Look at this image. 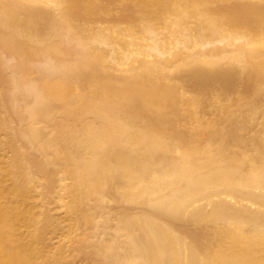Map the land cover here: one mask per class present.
Returning <instances> with one entry per match:
<instances>
[{"label": "bare ground", "instance_id": "obj_1", "mask_svg": "<svg viewBox=\"0 0 264 264\" xmlns=\"http://www.w3.org/2000/svg\"><path fill=\"white\" fill-rule=\"evenodd\" d=\"M38 1L62 4L67 15L64 23L73 26L74 35L88 47L89 54L79 67H85L86 74L94 77L89 89L103 83L106 78L102 71L108 64V54L95 43L97 39L108 40L116 45L117 63L122 64L127 59L140 60L141 67L136 68L130 82L124 87L109 83L100 92L93 95L86 91L80 92L75 98L84 101L78 108L80 114L102 112L104 120L99 125L91 126L88 138L77 143L81 148L83 144L90 148L88 157L84 158L81 165L88 181L82 187L77 185L79 188L75 189L74 199L68 204L69 223L64 229V241L50 250L46 249L44 231L39 226L45 209L43 195L38 193L39 182L23 170L18 158L2 151L5 141L0 134V264H73L69 258L70 249L79 251V259L85 264H264V195L257 193L258 189L264 188V158L260 165L245 161V157L257 160L260 153L264 156V151H257L255 155L235 154L218 159L209 155L204 157L205 154L202 153V156L199 149L203 143H198L200 147L190 144L201 133V126L190 135L181 131L176 133L181 142L175 143V136L164 132V117L150 116L146 111L160 108L164 112L187 115V110L177 105L178 101L187 97L176 86L166 81H151L141 74L145 75L149 70L160 73L162 69L178 63L187 71L193 69L210 75L209 68L230 50L227 47L215 48L210 51L208 62L200 63L196 56L202 54V42L210 38H243L244 41L233 52L232 59L234 62H244L242 67L245 69L241 71L246 72L248 79H257L259 87L255 90L263 88L264 7L252 6L250 20L242 23L238 11L212 10L209 3L213 0H140L149 8L146 17H129L118 30L113 25L108 32L90 29L89 33H85V29L77 23L81 8L79 0H0L1 46L23 57L24 70L28 68L27 61L33 54L41 55L48 50L65 59L68 53L78 50L73 45L51 39L49 35L40 34L32 41L24 38L25 31L32 27L34 20L25 19L21 14H37ZM84 5L90 14L97 13L95 0H85ZM145 19V24H142L141 21ZM151 39L154 47L173 55L163 60L149 61L146 57L150 55ZM181 41L187 43L188 49L174 50ZM191 56L195 59L190 60ZM45 91L57 99L70 97L69 112H72L71 116L75 113L73 81L59 76L47 81ZM245 97L237 98L230 105L233 107L228 109L240 107V116L252 117L254 122L264 113V101L247 106ZM191 101L198 111L200 99L194 96ZM32 108L38 107L35 105ZM117 112L121 116H116ZM130 113H135L137 120L128 121L124 118ZM43 115H50L48 105H45ZM35 132L33 135H40V131ZM74 133L68 132V138L62 143L74 140ZM242 140L245 139L237 135L231 140L225 139L224 143L227 141L239 145ZM51 143L48 141L43 146L50 148ZM99 144L103 145L101 150L96 149ZM181 146L186 149L185 159L181 164H172L173 160H177L173 151L175 147ZM223 165L232 166L235 172L230 170L222 176L215 175L214 169ZM112 180L120 181L128 199L157 206L160 217H181L194 201L208 198L212 205L211 211H206L202 204L190 208L189 214L192 219L204 223L214 219L222 222L225 219L226 226L221 238L212 245L200 247L198 241L186 239L175 224L163 221L152 213L141 212L121 217L109 240L91 241L94 250L105 255V260L83 254L85 240L77 243V239L72 236L73 231L83 221L87 222L88 228L96 227L101 208L94 209L86 205L82 196L88 193L105 194V184ZM215 195L217 198L211 199ZM106 200L105 203L108 202ZM244 201L258 205L253 210ZM125 233H128L127 239L122 238Z\"/></svg>", "mask_w": 264, "mask_h": 264}, {"label": "rangeland", "instance_id": "obj_2", "mask_svg": "<svg viewBox=\"0 0 264 264\" xmlns=\"http://www.w3.org/2000/svg\"><path fill=\"white\" fill-rule=\"evenodd\" d=\"M84 1L85 0H79L81 8L77 23L85 29V33H89L88 30L90 29H100L104 30V32H108L113 25L116 26L118 30L125 25L127 18L146 17L147 11L149 10L140 0H95L98 11L95 14H90L88 8L84 5ZM256 5L264 7V0H213L209 3L210 8L215 11H238L240 22L242 23H246L250 20L251 7ZM37 12V14H21L25 19L34 20L32 27L25 31L24 38L32 41V38L34 39L40 34L49 35L51 39L59 40L66 45H73L75 50H78L71 54L68 53L65 59L48 50L41 53V55L33 54L27 61L28 68L24 70L22 65L23 57L17 52H12L2 47L0 40V119L2 120L0 122V134L5 141L2 151L8 156L18 158L20 164L24 168L23 170L31 174L32 177L39 182L38 193H40V196L43 195V199L41 198L43 201L42 203L45 202V209L43 208L44 216L41 215L44 220L41 218L42 222L39 223V226L41 225L40 229L44 231V244L47 245L46 249L50 250L53 246L64 241V229L69 223V211H67L68 204L74 199V193L76 194L75 189L78 187L77 185L82 187L85 185V181H88L85 177L87 175L86 171L84 173V169L81 165L84 158L88 157L87 154L90 148L89 145L85 144H83L81 148L77 143L88 138V135L91 133V126L99 125L104 120L102 112H95L87 115L80 114L78 108L83 105L84 101L75 98H77V94L80 92L86 91L89 95L100 92L103 90L104 86L109 83H113L120 87L126 86L130 82L132 75L136 72V68L141 67V61L127 59L124 63L119 64L115 61L117 53L116 45L104 39L95 40V43L107 52L108 64L102 71L103 77H106L105 81L95 88L89 89L88 87L91 82H94V77L92 74H86L87 69L85 67H79V64L84 61L86 55L89 54V49L81 43L76 35H74L73 26L70 27L68 24L64 23L63 20L67 16H65L64 13V6L53 1H38ZM53 14L56 17L52 16ZM50 15L52 17H50ZM141 22L145 24L146 19ZM242 41H244L243 38H210L202 42V45H200L202 54L196 56L200 63H207L210 51L215 48L227 47L230 50L229 53L220 57L216 64L209 68L211 71L210 75H206L204 72H195L193 69L187 71L184 66L178 63L162 69L160 73L157 70L146 71L145 75L141 73L142 76L149 78L151 81H166L176 86L185 94L187 99L178 101L177 105L187 110V115L181 116V114L176 115L172 112H164L160 108L151 112H146L150 116L164 117L166 120L164 121V132L172 133V135L175 136V140H173L175 143L181 140L176 133L181 131L190 135V133L193 134L194 131L199 128L198 126L203 127L201 133L196 135V137H200L192 139L190 144L194 143L196 146L198 143H203V150L208 147V149L203 151L199 144L196 146L200 147V154L202 156L205 154L204 157H208L209 155V157L218 159L235 154L255 155L257 151H264V113L253 122L252 117L245 118L240 116L242 108L234 107L233 110L228 109L231 107V104L235 103L237 98L243 96H246L247 106L264 101V87L255 90V88L259 87L257 85L259 83L256 82L257 79H255V77L248 79L246 72L243 73L241 71V69L244 68L242 67L244 62H234L232 59L233 52ZM149 42L151 50L150 55L146 57L149 61H159L173 55L171 52L162 51L154 47L153 39ZM186 47H188L187 43L181 41L177 43L174 50L188 49ZM189 59L192 60L195 58L191 56ZM236 67L238 69L234 70ZM59 76L62 79L70 80L74 83L76 97L73 99L75 113L72 116V112H69L70 109L68 107L70 106V97L57 99L53 98L45 91L47 81L59 78ZM194 96L200 99L198 111L191 103ZM35 105L38 107L37 109L32 108L35 107ZM45 105L49 106L50 115L48 117L43 115ZM117 115L121 116L120 112H117L116 116ZM124 118L128 121H133L137 120L138 116L135 115V113H130L124 115ZM35 131H40V135H33ZM70 131L75 132L74 140L70 139L68 143L63 144L62 141L68 138V132ZM237 135L245 139L242 140L239 145H233L232 142L227 143V141L224 143L225 139L231 140L232 137ZM194 140H197L196 144ZM48 141L53 142L50 148L43 146ZM172 144L170 145L174 148ZM102 146L103 145L99 144L96 149L101 150ZM175 148L173 154H176L177 160L176 162L173 160L172 164H181L185 159L186 149L182 146ZM206 151L208 152L207 155ZM262 155L263 154L260 153L257 160L256 158L253 159V157L249 159L245 157V161L248 160V162L252 164L255 163L256 165H260L263 163L262 158H264V156ZM75 157L77 159H75ZM230 170L231 172H235L232 166L223 165L219 168H215L214 174L222 176ZM105 185L107 188L105 194H82L83 202L86 205L95 207L94 209L101 208L97 218L99 223L96 227L88 228L89 225L87 222L83 221L76 226L72 235L77 239V243L85 240L84 243L86 246L83 249L84 252L82 251L83 254L98 257L100 260H105L106 257L98 253V250H94L91 241H98V239L109 240L121 217L126 214V216H130L133 215V213L137 215L141 214V212H148L152 213L154 216H159L157 206L151 205L150 203H143L141 200L140 203L139 201L134 202L137 200L128 199L124 194L125 192H123L124 188L120 181H108ZM72 187L73 189H71ZM257 193L264 195V188L261 190L258 189ZM98 198L99 200H97ZM216 198L217 196L215 195L211 199ZM226 198L231 200L230 196ZM104 199L108 202L105 203ZM233 200L234 199H232V201ZM209 201L208 198L194 201L195 203L193 202L190 205L191 207L189 206L186 213L181 217L173 218L168 215L159 217L163 221H168L178 226L186 239L198 241L200 247H205L209 244L212 245L221 238L223 229L226 226V220L223 219L221 222L214 219L210 222L208 221V223H204V221L201 222L192 219L189 214L190 208L202 204L205 205L206 211H211L212 205ZM244 202L253 210L258 205L252 204L249 201ZM104 208L106 211H109L106 213ZM214 226H216V228ZM127 237L128 233H125L122 238L127 239ZM78 252L79 251L70 249L69 258L72 259L73 264H85L79 259L80 253Z\"/></svg>", "mask_w": 264, "mask_h": 264}]
</instances>
